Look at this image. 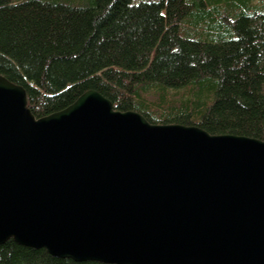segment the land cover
<instances>
[{"label":"water","instance_id":"water-1","mask_svg":"<svg viewBox=\"0 0 264 264\" xmlns=\"http://www.w3.org/2000/svg\"><path fill=\"white\" fill-rule=\"evenodd\" d=\"M105 264H264V141L154 125L90 90L36 118L0 75V245Z\"/></svg>","mask_w":264,"mask_h":264},{"label":"trees","instance_id":"trees-1","mask_svg":"<svg viewBox=\"0 0 264 264\" xmlns=\"http://www.w3.org/2000/svg\"><path fill=\"white\" fill-rule=\"evenodd\" d=\"M0 75L36 118L90 90L154 125L264 141V0H0ZM0 264H105L14 240Z\"/></svg>","mask_w":264,"mask_h":264}]
</instances>
